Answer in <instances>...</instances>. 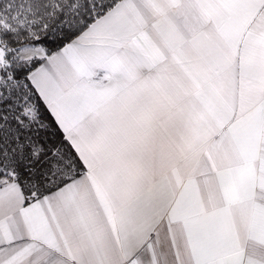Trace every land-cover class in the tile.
<instances>
[{
    "label": "snow or ice",
    "instance_id": "6c2138e0",
    "mask_svg": "<svg viewBox=\"0 0 264 264\" xmlns=\"http://www.w3.org/2000/svg\"><path fill=\"white\" fill-rule=\"evenodd\" d=\"M0 264H264V0H0Z\"/></svg>",
    "mask_w": 264,
    "mask_h": 264
}]
</instances>
